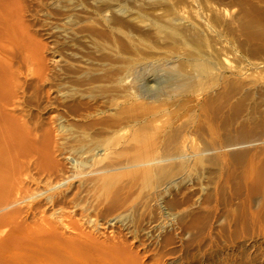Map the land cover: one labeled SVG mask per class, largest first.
I'll use <instances>...</instances> for the list:
<instances>
[{
  "label": "rangeland",
  "instance_id": "1",
  "mask_svg": "<svg viewBox=\"0 0 264 264\" xmlns=\"http://www.w3.org/2000/svg\"><path fill=\"white\" fill-rule=\"evenodd\" d=\"M0 73L22 160L58 164L20 179L38 238L90 264H264V0H0Z\"/></svg>",
  "mask_w": 264,
  "mask_h": 264
},
{
  "label": "bare ground",
  "instance_id": "2",
  "mask_svg": "<svg viewBox=\"0 0 264 264\" xmlns=\"http://www.w3.org/2000/svg\"><path fill=\"white\" fill-rule=\"evenodd\" d=\"M52 2H54V0H52ZM1 77L2 74L0 73V78ZM4 87L0 85V264H90L92 261L89 263V261L83 258L82 255L80 256H82L81 258L83 259H79V258L73 259L76 258L75 255H73L72 257V255L70 256L67 254L68 251L64 252L62 251L61 248L60 249L57 248V246L60 247L62 246L59 245V243H57L58 245L56 246V243L54 241L53 243H51L52 241L50 240H48L47 242L46 238L44 239V236L47 235V239H50L51 234L45 233L44 235V233H42L40 235H44V236H41L40 239V237L38 238L39 234L36 235L37 233L36 234L34 233L33 229L38 230L39 229L38 226H40V229L42 230H47V227L41 226L40 224L39 225L35 224L37 225V229H35L36 226L34 225L33 228V224H32L33 221H31L32 220L31 218H30L31 223L29 221V217L31 214L33 218H37L40 213L45 212L44 210L45 206L44 209H41L42 204H38L36 206L35 203L34 206L30 205L31 207L26 206L25 204V206L27 207L26 209L23 207L24 205L23 206L20 205V203L23 202L21 201V197L25 196V194L23 193V195H21L20 197V191L22 190V187L20 186V179L25 172L27 173V171L28 170L30 171L31 169L30 168L31 163L28 164V162H25L26 158L28 160V155L30 154V152L29 154L27 152L28 155L26 154L25 156L23 150L26 151L24 149L27 148L25 147L26 143L24 145L23 140L21 142V137L19 136L16 129L13 128L11 121H14L17 117V113L18 112L21 113V111L24 109L23 107L25 101L22 95L19 94V90L8 89L10 85L7 87V89L2 90L1 88ZM24 120H25V116L23 118V122L25 124ZM32 130L33 129L26 130L28 136L33 135ZM27 140L29 141V139ZM31 143L34 146L36 145V141L34 142L31 141ZM28 150L30 149H27V151ZM36 151L35 153H37ZM23 156L26 157V158L24 157L25 161L24 159L22 160ZM33 156L31 154V157ZM35 156H36L35 160L32 161L33 163L31 164L34 167L33 166L31 167H33L34 171H37L38 174L40 172L42 174V172L44 171L43 174L46 172L47 175L49 176L51 174L54 175V173L58 171L57 169L58 164L56 161H54L55 160L54 157L52 158L53 155L50 156L49 154H44V156L41 155V157H39L40 155L39 156L35 155ZM98 167L97 170H94L92 168L91 169L92 173L98 172L101 169L100 167H99L100 169H98ZM61 169L59 168V170ZM63 169H66V166ZM37 172L35 175H37ZM68 196L69 194L64 193L63 195H61V197L52 194L50 197L53 198V206L55 205L57 207L62 202V199L64 201H68L67 200ZM46 221H48L47 223L49 224L50 228L54 225L53 222H51L50 220L46 219ZM184 228L186 229V227ZM185 231H187V229ZM58 236L59 235H57V237ZM167 239L169 240V238ZM58 240L60 241V239ZM120 252L121 253H117V255H115L116 254L115 251V254L110 256L111 259L109 260L104 259L105 260L104 262H102L103 261L102 259V261L96 264H139L138 261L136 260V257H134L132 253H129L128 251H121V249ZM99 259H95V261L97 262L99 261ZM176 262H177L176 259L170 258V260H168L169 264H176ZM142 264H144V262Z\"/></svg>",
  "mask_w": 264,
  "mask_h": 264
}]
</instances>
